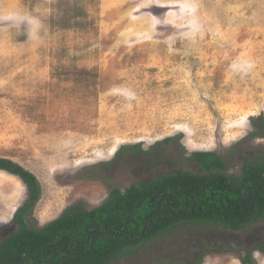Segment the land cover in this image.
<instances>
[{"label":"rangeland","instance_id":"obj_1","mask_svg":"<svg viewBox=\"0 0 264 264\" xmlns=\"http://www.w3.org/2000/svg\"><path fill=\"white\" fill-rule=\"evenodd\" d=\"M263 121L264 0H0V159L40 183L28 227L113 188L202 174L197 153L238 174L264 157ZM27 193L0 170L1 236ZM261 230L181 228L114 264H184L196 246L200 264H243Z\"/></svg>","mask_w":264,"mask_h":264},{"label":"trees","instance_id":"obj_2","mask_svg":"<svg viewBox=\"0 0 264 264\" xmlns=\"http://www.w3.org/2000/svg\"><path fill=\"white\" fill-rule=\"evenodd\" d=\"M193 160L202 174L176 171L124 191L113 188L97 208L76 204L46 226L31 228L25 217L39 201L40 183L17 163L0 159V170L28 191L14 218L19 230L0 235V264H114L181 228L216 226L238 233L264 223V157L247 161L234 175L215 153H197ZM255 238L243 264H255L254 251L264 250V230ZM197 248L184 264H200L204 251Z\"/></svg>","mask_w":264,"mask_h":264}]
</instances>
